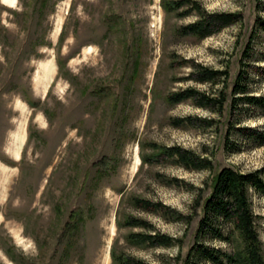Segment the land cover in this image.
Returning <instances> with one entry per match:
<instances>
[{
	"label": "rangeland",
	"instance_id": "rangeland-1",
	"mask_svg": "<svg viewBox=\"0 0 264 264\" xmlns=\"http://www.w3.org/2000/svg\"><path fill=\"white\" fill-rule=\"evenodd\" d=\"M174 1L0 0V264H120L122 256L210 264L194 250L236 249L198 229L219 170H261L264 180V144L238 130L264 133V106H234L232 92L242 72L248 92L264 97V33L255 22L264 0H187L201 14L240 15L203 39L179 34L201 14L180 15L189 3L166 8ZM197 66L226 71L224 81L189 79ZM189 88L222 93L223 103L168 102ZM175 145L212 169L149 160ZM247 194L264 258V197ZM131 234L172 242L137 243Z\"/></svg>",
	"mask_w": 264,
	"mask_h": 264
},
{
	"label": "trees",
	"instance_id": "trees-1",
	"mask_svg": "<svg viewBox=\"0 0 264 264\" xmlns=\"http://www.w3.org/2000/svg\"><path fill=\"white\" fill-rule=\"evenodd\" d=\"M184 3H189V8L179 13L182 16H186L192 10L198 9V4L194 1H174L170 2L171 10L180 8ZM200 12V10H199ZM201 14V12H200ZM240 18V15L234 13H210L201 14L199 19L181 27L178 32L184 36H195L199 39H203L221 28L230 25ZM256 25L264 33V20L258 17ZM260 71V70H259ZM226 71L224 70H212L207 67L197 66V70L193 71L189 75V79H193L199 83L216 84L220 79L224 78ZM222 77V78H221ZM224 80L222 79V82ZM233 101L234 106L236 102L241 100L244 103L262 108L264 106V97L251 95L248 92V85L244 83L242 72L236 77V81L233 85ZM237 94H240L237 96ZM223 96L216 97L206 93L197 91L194 88H189L181 93L171 94L167 97V100L171 104L179 103L185 100H192L195 105L199 107H205L213 109L216 105L223 103ZM184 122H190L193 124V119L187 117L183 119ZM182 120L175 121V125L181 123ZM240 132L245 131V138L254 139L257 143L264 144V133L248 128H239ZM244 135V133H242ZM156 145L153 144V148ZM161 158L169 159L172 163L180 165L187 170H211L212 163L210 159H207L201 155L196 154L192 150L182 148L175 145L171 147H165L158 153H154L150 157V161L158 162ZM262 171H254L248 173H242L234 170L230 167H224L214 174L211 179V192L205 199L203 206V217L199 222V235L201 237L208 236L209 238L218 239L225 243L235 244L236 249L232 253L224 252L209 246H200L194 250V255L197 259L203 260L210 264H264V258L260 251V243L258 240V234L255 227V217L253 216L248 200V190L252 189L264 197V180L261 176ZM137 206L148 209L151 203L142 199H135ZM160 206L158 204L153 205ZM128 224L132 226H141V222L137 219L128 220ZM223 228L225 230H223ZM236 234L238 241H232L231 236ZM129 239L132 241L148 242L150 244H159L166 246L172 242V239L165 235H145V234H131ZM111 252V257L113 258ZM120 264H144L142 261H137L129 256H122L119 258Z\"/></svg>",
	"mask_w": 264,
	"mask_h": 264
},
{
	"label": "bare ground",
	"instance_id": "bare-ground-1",
	"mask_svg": "<svg viewBox=\"0 0 264 264\" xmlns=\"http://www.w3.org/2000/svg\"><path fill=\"white\" fill-rule=\"evenodd\" d=\"M50 69H51V67L48 69V74H50Z\"/></svg>",
	"mask_w": 264,
	"mask_h": 264
},
{
	"label": "snow or ice",
	"instance_id": "snow-or-ice-1",
	"mask_svg": "<svg viewBox=\"0 0 264 264\" xmlns=\"http://www.w3.org/2000/svg\"><path fill=\"white\" fill-rule=\"evenodd\" d=\"M13 3H14V0H13Z\"/></svg>",
	"mask_w": 264,
	"mask_h": 264
}]
</instances>
